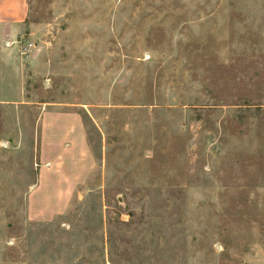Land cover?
I'll list each match as a JSON object with an SVG mask.
<instances>
[{"label": "rangeland", "instance_id": "obj_1", "mask_svg": "<svg viewBox=\"0 0 264 264\" xmlns=\"http://www.w3.org/2000/svg\"><path fill=\"white\" fill-rule=\"evenodd\" d=\"M27 6L0 264H264V0Z\"/></svg>", "mask_w": 264, "mask_h": 264}, {"label": "crops", "instance_id": "obj_2", "mask_svg": "<svg viewBox=\"0 0 264 264\" xmlns=\"http://www.w3.org/2000/svg\"><path fill=\"white\" fill-rule=\"evenodd\" d=\"M27 0H0V56L5 55L4 62L8 64V57L16 56L15 40L20 26L27 15ZM9 52V54H7ZM8 56V57H7ZM0 79V101H7V90H14L19 96V83L12 75L14 71L8 70ZM13 98H17V97Z\"/></svg>", "mask_w": 264, "mask_h": 264}]
</instances>
